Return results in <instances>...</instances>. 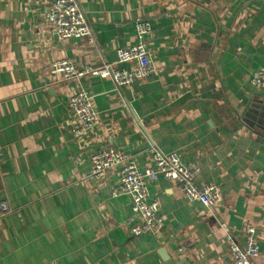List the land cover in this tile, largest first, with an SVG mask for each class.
I'll return each instance as SVG.
<instances>
[{"label":"crops","instance_id":"crops-1","mask_svg":"<svg viewBox=\"0 0 264 264\" xmlns=\"http://www.w3.org/2000/svg\"><path fill=\"white\" fill-rule=\"evenodd\" d=\"M52 0H0V264H229L224 224L243 247L253 227L264 251V0H78L94 36L60 41L44 18ZM148 20L152 72L118 89L111 78L63 82L50 68L117 63ZM87 91L99 123L78 137L67 100ZM197 166L219 206L190 202L174 182H150L162 235L132 236L119 169L91 176L109 148L152 166L150 148ZM184 251H181L183 250ZM264 264V257L257 260Z\"/></svg>","mask_w":264,"mask_h":264},{"label":"built area","instance_id":"built-area-1","mask_svg":"<svg viewBox=\"0 0 264 264\" xmlns=\"http://www.w3.org/2000/svg\"><path fill=\"white\" fill-rule=\"evenodd\" d=\"M44 18L52 34L60 41L87 38L89 42H95L90 24L78 0H52ZM135 27L137 44L117 51V63H135L133 70H119L106 62L98 67L86 66L79 69L71 60L65 59L54 62L50 73L60 75L63 82L98 76L111 78L118 89L132 86L136 80L145 78L152 72L151 56L146 45L152 33L151 24L148 20L137 19ZM251 83L254 86H264V66L253 73ZM67 107L77 122L72 132L73 136L78 137L99 123L98 112L86 90L81 89L71 96L67 100ZM150 155L152 166L144 172L139 169L136 159L121 149L109 148L91 156L93 164L91 176L94 179H102L113 168L119 169V181L113 188L112 195L114 197L128 195L131 199L133 214L138 218V223L130 229L132 236L148 233L159 238L162 235L165 223L158 200L151 199L149 185L159 176L174 182L190 202H200L210 210L220 205L222 197L215 184L203 187L197 185L199 167L187 166L177 154H166L155 146L150 148ZM10 212L8 204L0 201V218ZM222 230L224 232L222 242L229 246V264H257V260L264 257V251L253 227L246 231L244 247L237 242L233 233L224 224Z\"/></svg>","mask_w":264,"mask_h":264}]
</instances>
